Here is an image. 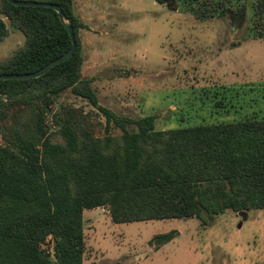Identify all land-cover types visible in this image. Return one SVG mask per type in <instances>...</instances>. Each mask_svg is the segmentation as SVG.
Listing matches in <instances>:
<instances>
[{"label": "trees", "instance_id": "1", "mask_svg": "<svg viewBox=\"0 0 264 264\" xmlns=\"http://www.w3.org/2000/svg\"><path fill=\"white\" fill-rule=\"evenodd\" d=\"M24 1L60 6L77 48L40 78L0 81V264H83L85 210L105 208L115 223L198 219L203 225L228 211L264 210V118L160 131L154 115L119 116L99 104L92 81L82 77L86 25L74 0ZM239 1L186 3L204 21L233 14L231 4ZM0 15V42L9 31L3 19L26 39L0 62V74L35 73L72 47L52 9L0 0ZM251 31L264 40V0L253 4ZM69 90L104 115L105 136L97 137L78 110H55ZM177 235L158 234L149 245L157 251ZM48 238L53 255L41 249Z\"/></svg>", "mask_w": 264, "mask_h": 264}, {"label": "rangeland", "instance_id": "2", "mask_svg": "<svg viewBox=\"0 0 264 264\" xmlns=\"http://www.w3.org/2000/svg\"><path fill=\"white\" fill-rule=\"evenodd\" d=\"M254 2H234L233 14L202 21L186 0H175L173 9L155 0H74L86 25L82 77L92 81L102 107L136 120L154 115L160 131L262 119L264 40L251 31ZM3 20L9 31L0 62L26 41ZM54 108L78 110L97 137L105 136L104 115L70 90ZM84 216L83 264H264L262 209L228 211L206 225L198 219L115 223L102 208ZM172 230L178 235L159 250L149 245Z\"/></svg>", "mask_w": 264, "mask_h": 264}, {"label": "water", "instance_id": "3", "mask_svg": "<svg viewBox=\"0 0 264 264\" xmlns=\"http://www.w3.org/2000/svg\"><path fill=\"white\" fill-rule=\"evenodd\" d=\"M8 2L16 7H39V8H47L52 9L57 12L58 17L61 21V23L65 26L67 29L69 36L72 41V47L71 49L62 55L61 57L53 60L49 64H47L44 68L40 69L39 71L35 73H28V74H0V81H25L30 79H37L45 74H47L51 69H53L55 66L65 62L68 60L75 52L77 48V42L75 39L74 29L72 25L67 21L66 16L61 9L60 6L56 4L51 3H45V2H34V1H24V0H8Z\"/></svg>", "mask_w": 264, "mask_h": 264}, {"label": "built area", "instance_id": "4", "mask_svg": "<svg viewBox=\"0 0 264 264\" xmlns=\"http://www.w3.org/2000/svg\"><path fill=\"white\" fill-rule=\"evenodd\" d=\"M49 240L50 238H48L46 242L41 245V249L44 250L47 254L53 255V246L49 245Z\"/></svg>", "mask_w": 264, "mask_h": 264}, {"label": "crops", "instance_id": "5", "mask_svg": "<svg viewBox=\"0 0 264 264\" xmlns=\"http://www.w3.org/2000/svg\"><path fill=\"white\" fill-rule=\"evenodd\" d=\"M102 209H105V208H102ZM110 215V214H109ZM85 217V216H84ZM111 218V217H110ZM84 222H85V219H84Z\"/></svg>", "mask_w": 264, "mask_h": 264}]
</instances>
